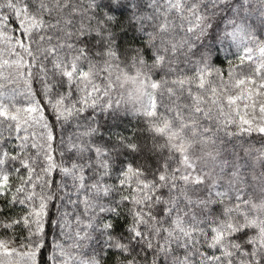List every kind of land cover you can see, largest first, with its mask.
<instances>
[{
	"label": "snow or ice",
	"instance_id": "snow-or-ice-1",
	"mask_svg": "<svg viewBox=\"0 0 264 264\" xmlns=\"http://www.w3.org/2000/svg\"><path fill=\"white\" fill-rule=\"evenodd\" d=\"M0 264H264V0H0Z\"/></svg>",
	"mask_w": 264,
	"mask_h": 264
}]
</instances>
